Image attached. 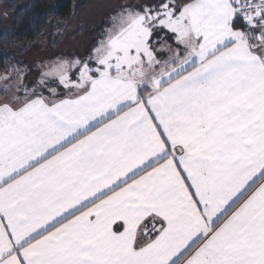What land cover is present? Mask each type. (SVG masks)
Returning <instances> with one entry per match:
<instances>
[{"label": "snow or ice", "instance_id": "6c2138e0", "mask_svg": "<svg viewBox=\"0 0 264 264\" xmlns=\"http://www.w3.org/2000/svg\"><path fill=\"white\" fill-rule=\"evenodd\" d=\"M21 63L0 264H264V0H126L86 54Z\"/></svg>", "mask_w": 264, "mask_h": 264}, {"label": "trees", "instance_id": "16d2710c", "mask_svg": "<svg viewBox=\"0 0 264 264\" xmlns=\"http://www.w3.org/2000/svg\"><path fill=\"white\" fill-rule=\"evenodd\" d=\"M89 1L0 0V7L12 18L11 29L0 33V68L16 64L44 38L58 46Z\"/></svg>", "mask_w": 264, "mask_h": 264}, {"label": "rangeland", "instance_id": "374dc122", "mask_svg": "<svg viewBox=\"0 0 264 264\" xmlns=\"http://www.w3.org/2000/svg\"><path fill=\"white\" fill-rule=\"evenodd\" d=\"M126 0H90L78 18L71 23L58 46L44 38L25 57L20 59L23 65H32L41 58L56 55L86 54L100 39L104 29L109 26L115 10ZM12 27V18L0 7V33L8 32Z\"/></svg>", "mask_w": 264, "mask_h": 264}]
</instances>
